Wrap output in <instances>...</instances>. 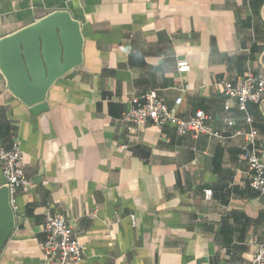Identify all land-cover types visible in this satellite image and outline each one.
<instances>
[{
    "label": "crops",
    "instance_id": "1",
    "mask_svg": "<svg viewBox=\"0 0 264 264\" xmlns=\"http://www.w3.org/2000/svg\"><path fill=\"white\" fill-rule=\"evenodd\" d=\"M54 10L79 22L82 63L51 86L47 108L32 113L0 71V148L18 144L31 181L15 193L0 264H46V213L72 226L78 264L248 259L264 240V196L249 186L243 133L264 147V100L225 111L222 82L264 75V0H0V38ZM149 89L182 119L202 110L219 135L128 129L129 97Z\"/></svg>",
    "mask_w": 264,
    "mask_h": 264
},
{
    "label": "built area",
    "instance_id": "2",
    "mask_svg": "<svg viewBox=\"0 0 264 264\" xmlns=\"http://www.w3.org/2000/svg\"><path fill=\"white\" fill-rule=\"evenodd\" d=\"M177 71H188L190 65L185 61L177 62ZM224 110L228 111L231 101L235 102L238 110L245 112L246 103L260 104L264 100V75L247 71L235 82L223 81ZM176 105L181 98L174 100ZM121 120L128 129L139 127L148 122L162 126L171 124L177 135L191 134L196 136L204 133L218 136L209 124L202 110H197L188 119L178 117L174 110L166 105L156 89H149L128 99V108L122 113ZM227 126L233 125L231 118H225ZM245 122L250 123L251 117L246 115ZM236 133H240L236 131ZM246 143L242 146V157L248 162L251 170L249 186L264 196V147H256V131L251 129L243 133ZM0 170L4 178V185L9 190V202L15 208V193L18 189L26 188L31 181L25 176L22 152L16 142L8 148H0ZM211 191H204V198L209 199ZM131 222L134 217L131 215ZM44 241L41 245L46 264H78L82 255V243L76 238L72 226L62 215L46 213L43 218ZM239 264H264V240L256 244L254 252L248 259Z\"/></svg>",
    "mask_w": 264,
    "mask_h": 264
},
{
    "label": "water",
    "instance_id": "3",
    "mask_svg": "<svg viewBox=\"0 0 264 264\" xmlns=\"http://www.w3.org/2000/svg\"><path fill=\"white\" fill-rule=\"evenodd\" d=\"M79 22L54 10L0 38V71L7 90L34 114L47 108L51 86L82 63ZM9 190L0 186V254L15 229Z\"/></svg>",
    "mask_w": 264,
    "mask_h": 264
}]
</instances>
